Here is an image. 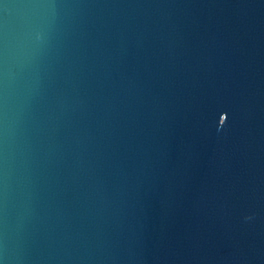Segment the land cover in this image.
Wrapping results in <instances>:
<instances>
[{"label":"water","instance_id":"obj_1","mask_svg":"<svg viewBox=\"0 0 264 264\" xmlns=\"http://www.w3.org/2000/svg\"><path fill=\"white\" fill-rule=\"evenodd\" d=\"M0 264H264V0H0Z\"/></svg>","mask_w":264,"mask_h":264}]
</instances>
